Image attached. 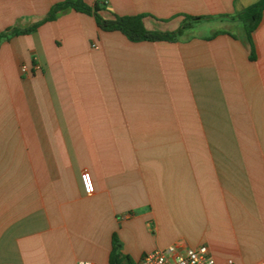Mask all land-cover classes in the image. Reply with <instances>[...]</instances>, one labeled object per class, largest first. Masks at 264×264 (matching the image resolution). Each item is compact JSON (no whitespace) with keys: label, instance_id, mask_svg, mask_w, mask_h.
Instances as JSON below:
<instances>
[{"label":"crops","instance_id":"crops-1","mask_svg":"<svg viewBox=\"0 0 264 264\" xmlns=\"http://www.w3.org/2000/svg\"><path fill=\"white\" fill-rule=\"evenodd\" d=\"M63 1L0 0V34ZM82 1L152 32L218 27L131 43L66 9L0 41V264H110L113 235L119 264L202 245L264 264V12L250 43L230 19L258 0Z\"/></svg>","mask_w":264,"mask_h":264},{"label":"trees","instance_id":"trees-1","mask_svg":"<svg viewBox=\"0 0 264 264\" xmlns=\"http://www.w3.org/2000/svg\"><path fill=\"white\" fill-rule=\"evenodd\" d=\"M72 9L75 12L92 16L96 22L97 27L103 32H118L127 41L131 43L139 42H167L172 43L177 41L186 31L192 29L193 25L201 21H210L211 17H192L183 16V22L181 26L173 32H152L147 31L142 24V16H117L110 15L105 18L101 16V11L97 5L90 7L86 5L82 0H64L59 4L52 6L47 16L39 23L19 30L11 29L8 32L0 34V41L2 39H8L9 37L29 35L36 31V29L45 22L53 21L57 14L63 10ZM264 12V0H258L257 2L246 7L238 15L232 16L231 20H237L242 24L244 33L248 42L250 43V36L255 31L261 20V14ZM222 32H214L212 37H215ZM250 52L252 53V47L250 46ZM120 244L116 235L112 236V250L110 255V264H119Z\"/></svg>","mask_w":264,"mask_h":264},{"label":"built area","instance_id":"built-area-1","mask_svg":"<svg viewBox=\"0 0 264 264\" xmlns=\"http://www.w3.org/2000/svg\"><path fill=\"white\" fill-rule=\"evenodd\" d=\"M92 48L96 49L95 46H92ZM21 69L22 72H25L24 67ZM80 183L86 195H91L94 192L88 172H81ZM138 264H213V260L209 256L208 249L203 245L186 249L183 253H177L173 246H169L166 249L156 250L143 255Z\"/></svg>","mask_w":264,"mask_h":264},{"label":"rangeland","instance_id":"rangeland-1","mask_svg":"<svg viewBox=\"0 0 264 264\" xmlns=\"http://www.w3.org/2000/svg\"><path fill=\"white\" fill-rule=\"evenodd\" d=\"M203 22V23H202ZM202 22H199L201 23V27H199L198 30H205L208 32V31H213L214 29H217L218 25H216L215 23H213L212 20L210 21H202ZM198 24V23H197ZM193 25L192 29H194L196 27V25ZM241 27V23L240 22H237V24L235 26H233L231 29L234 33H236L238 31V29ZM228 127V126H227ZM226 127V128H227ZM230 127V126H229Z\"/></svg>","mask_w":264,"mask_h":264}]
</instances>
